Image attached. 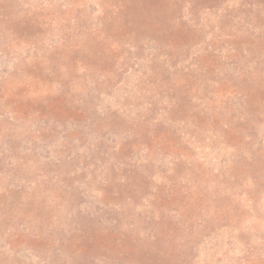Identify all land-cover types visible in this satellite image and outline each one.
Instances as JSON below:
<instances>
[{
  "label": "rangeland",
  "instance_id": "374dc122",
  "mask_svg": "<svg viewBox=\"0 0 264 264\" xmlns=\"http://www.w3.org/2000/svg\"><path fill=\"white\" fill-rule=\"evenodd\" d=\"M0 264H264V0H0Z\"/></svg>",
  "mask_w": 264,
  "mask_h": 264
}]
</instances>
